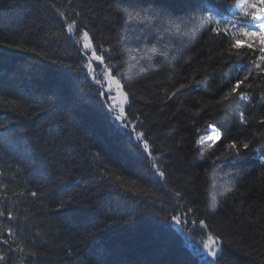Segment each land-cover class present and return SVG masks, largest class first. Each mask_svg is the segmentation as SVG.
<instances>
[{
	"label": "trees",
	"instance_id": "16d2710c",
	"mask_svg": "<svg viewBox=\"0 0 264 264\" xmlns=\"http://www.w3.org/2000/svg\"><path fill=\"white\" fill-rule=\"evenodd\" d=\"M235 3L72 0L69 5L67 0H0V98L25 105L20 113L0 103V124L7 129L0 128V169L5 173L0 176V199L6 191L9 200L5 204L16 215L13 221L0 218V225L5 231L6 227L16 231L15 243L3 237L13 248H25L24 253L8 252L6 262L0 264H201L199 257L192 256L191 245L199 246L203 231L192 225H188L193 229L191 235L174 225L168 231L169 222L160 219L161 204L151 202L159 197L171 208L166 188L136 162L123 141L107 131L95 112V88L75 73L77 47L51 34L58 30V20L50 4L74 5L81 12L90 9L86 22L93 25L101 41L116 36L124 59H134L129 82L137 99L129 111L144 120L161 149L172 146L163 159L175 173L173 180L183 182L184 175L194 176L198 185L194 198L226 240L220 264H264L260 236L264 220L255 225L247 220L249 213L264 215L260 211L264 209V177H260L264 143H257L259 152L231 155L215 163L207 152L191 150L195 127L201 128L200 135L207 134L203 120L217 123L225 138L243 133V139L254 131L264 132V125L256 122L264 117L259 90L246 89L251 101L236 98L225 102V108L214 103L234 83L245 61L229 60L224 51L227 41H210L207 30L199 28V20L207 15L205 6L226 8L231 19ZM30 48L43 50L47 58L25 50ZM193 72L198 83L182 89L167 106L162 104L166 91L178 87ZM195 112L200 115L193 116ZM241 113L256 119L244 123ZM217 148L222 150L219 144ZM96 152L101 153L99 158ZM65 166L72 174L61 187L88 192L104 213L118 221L97 232L93 240L80 241L73 224L52 211L55 204L48 181L56 180V173ZM113 170L151 190V198L133 204L127 200L129 194L108 187L105 172ZM13 190L25 195L13 196ZM28 190L36 191L37 197L28 195ZM7 248L0 244V252ZM29 251L41 255L33 257Z\"/></svg>",
	"mask_w": 264,
	"mask_h": 264
},
{
	"label": "snow or ice",
	"instance_id": "6c2138e0",
	"mask_svg": "<svg viewBox=\"0 0 264 264\" xmlns=\"http://www.w3.org/2000/svg\"><path fill=\"white\" fill-rule=\"evenodd\" d=\"M202 2L207 5L208 0H202ZM67 3L71 5L72 0H67ZM49 7L54 11L58 20V30L51 34L70 41L77 47L79 62L75 66V73L77 77L83 76L95 88L94 110L104 121L107 131L123 141L125 147L135 157L136 162L157 178L155 181L157 184L166 188L171 208L159 197L151 199L153 205L157 201L161 204L160 219L169 222L168 231L173 230L172 225L176 226L177 230L189 235L193 229L188 225L201 229L204 234L200 237L199 246L191 245L193 247L192 256L199 257L201 264H220L226 240L222 233L215 230L212 220L204 214L198 199L194 198L198 191L194 176L184 175L183 182L173 180L175 173L165 165L163 159L165 152L171 153L172 146L161 149L151 131L145 128L144 120L129 111L137 99L129 82L130 73L134 71L132 68L134 59H124V54L119 51L116 36H106L104 41L107 46H105V42L101 41L93 25L86 22L85 16L90 9L81 12L74 5L65 8L50 4ZM204 11L207 12V15H201L199 28L207 30L210 41H227L228 46L224 51L228 54L229 60L235 58L245 61L240 64L234 83H231L227 90L222 92L220 98L214 102L215 105L225 108L227 106L225 102H231L236 98L251 101L253 97L246 89L259 90L261 99L264 100V88H261V84L264 83V0H236L234 10L231 12V19L225 14L228 11L226 8L205 6ZM25 50L33 52L36 56L47 58L43 50L38 51L36 48ZM67 67L73 66L68 65ZM196 75V72H193L190 76L184 77V82L179 83L178 87L173 86L170 91H166L165 98L161 99V103L167 106V102L172 100L173 96H176L182 89L198 83ZM0 103L5 108H11L20 113L25 110V105L16 100L0 98ZM164 111L165 108H161V112ZM200 111H203V108ZM177 112H179V107H177ZM172 115H176V113H172ZM192 115L199 116L200 112H195ZM253 119H256L255 115L245 117L243 113L240 114V120L244 123ZM256 122L259 125H264V117ZM192 123L195 126L197 122L192 120ZM202 127L207 134L200 135L201 128L195 127L191 150L196 154L207 152L209 157H214L212 163L226 159L231 155L239 156L247 155L251 151L259 152L260 149L256 147L257 143H264V132L254 131L251 135L244 136L243 139L241 138L243 133L225 138L217 123L203 120ZM0 128L7 131L4 124H0ZM218 144L222 150H218ZM49 151L51 150L49 149ZM52 155L55 159V154ZM94 156L99 158L101 153L96 152ZM71 174L72 169L65 166L56 173V180L48 181L49 195L55 204L52 211L72 223L80 241L86 242L93 240L97 232L111 228L118 221L114 216L104 213L97 199L88 192L68 191L67 185L61 187L64 179ZM2 175L5 173L0 169V176ZM260 177H264V166L261 168ZM105 178H107L108 187L120 189L129 194L127 200L133 204L140 199L151 198V190L140 185L136 180H128L122 173L118 174L115 170L111 174L105 172ZM169 184L172 186L168 187ZM2 187L5 190L8 189L6 184ZM12 195L23 196L25 192L13 190ZM28 195L35 198L37 192L28 190ZM8 200L9 197L5 191L3 199H0V218L13 221L16 219V215L12 208L5 204V201ZM135 210L134 208L133 211ZM260 211L264 213V209ZM247 220L249 224L255 225L264 220V215L253 216L249 213ZM243 223L244 221L241 220V224ZM4 227L0 225V244L7 245L8 248L7 251L0 252V262H6L8 252H25L22 245H17L15 248L11 246L17 237L14 228L6 227L5 231ZM261 227L264 228V224H261ZM37 234L39 235V233ZM4 236L10 237L11 243L9 239L3 238ZM260 236L264 240V232L260 233ZM27 254L33 257L41 255L36 251H29ZM184 264H189V262H184Z\"/></svg>",
	"mask_w": 264,
	"mask_h": 264
}]
</instances>
